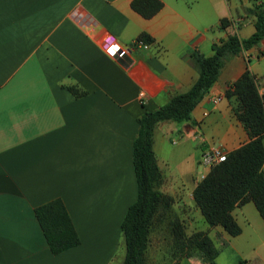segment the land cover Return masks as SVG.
Listing matches in <instances>:
<instances>
[{"label":"crops","instance_id":"0c3cea01","mask_svg":"<svg viewBox=\"0 0 264 264\" xmlns=\"http://www.w3.org/2000/svg\"><path fill=\"white\" fill-rule=\"evenodd\" d=\"M159 1L160 9L146 18L132 0H0V264H122L120 223L137 198L136 119L190 88L198 76L193 53L211 55L212 43L230 34L249 37L255 31L249 9L264 4ZM142 32L152 38L149 49L118 59L100 47L106 34L128 45ZM246 68L264 75V38L225 61L189 121L160 122L154 129L162 174L157 189L172 199L155 222L167 231L176 222L182 230L204 231L217 249L210 260L192 247L174 264H264V221L252 201L232 210L241 232L231 236L220 225L209 226L195 206L198 179L166 170L168 142L193 147L198 160L207 146L229 152L249 141L233 98L225 96ZM67 85L85 94L75 97ZM56 198L79 243L54 254L35 208ZM161 242L158 237L157 247ZM149 244L146 264H154Z\"/></svg>","mask_w":264,"mask_h":264},{"label":"trees","instance_id":"16d2710c","mask_svg":"<svg viewBox=\"0 0 264 264\" xmlns=\"http://www.w3.org/2000/svg\"><path fill=\"white\" fill-rule=\"evenodd\" d=\"M132 8L144 17L152 16L162 3L159 0H132ZM254 17L255 31L240 39L230 34L211 45L212 54L205 56L193 53L198 76L190 88L176 93L154 111H144L137 119L138 134L132 146V164L137 185V198L127 208L120 223L125 254L122 264H146V249L159 209H165L172 199L157 189L162 174L153 149V133L160 122H184L191 119L194 107L203 99L217 81L225 61L241 51H247L264 38V4L249 9ZM226 20L222 19V23ZM146 42L152 38L145 32L139 36ZM255 76L248 68L233 81L225 91L233 98V112L246 130L249 141L227 152L224 161L211 166L199 178L192 190V199L209 226L220 225L231 236L241 232L235 221L234 207L252 201L264 221V102L258 94ZM66 88L80 97L85 91L76 85ZM35 215L54 254L74 247L79 243L78 234L61 199L50 200L35 208ZM172 241L177 258L192 247H198L213 260L217 249L204 231L186 235L175 223Z\"/></svg>","mask_w":264,"mask_h":264},{"label":"rangeland","instance_id":"374dc122","mask_svg":"<svg viewBox=\"0 0 264 264\" xmlns=\"http://www.w3.org/2000/svg\"><path fill=\"white\" fill-rule=\"evenodd\" d=\"M166 152L167 154L165 155V158L167 159L166 161L168 166L166 167V170L172 171L171 173L175 177L189 174L190 176H192V178L199 179L200 176L207 173L209 169L198 163L194 148L191 146L189 147V145L187 144H173L171 142H168V148ZM161 227L163 228L162 225L155 222L152 230L150 231V244L148 251L149 257L151 258L153 256L155 258L154 264L156 262L157 264H174V259L177 254L174 252L175 248L173 246L171 231H167L164 228L161 229ZM183 231L186 235L194 232L192 230ZM158 237H162V242L161 244H159V247H157V245L155 244ZM113 264H116V261L113 262ZM225 264H238V262L237 260L233 262L229 260Z\"/></svg>","mask_w":264,"mask_h":264},{"label":"built area","instance_id":"2783aa9c","mask_svg":"<svg viewBox=\"0 0 264 264\" xmlns=\"http://www.w3.org/2000/svg\"><path fill=\"white\" fill-rule=\"evenodd\" d=\"M151 42H146L142 38L137 37L128 45H121L116 41L113 35L106 34L102 37L100 42V47L102 51L108 56L121 59L127 55H130L133 51L137 49H149ZM256 88L259 96L264 102V75L255 76L254 78ZM138 96L140 101L143 102L145 98V93L143 91L139 92ZM220 100L219 97L212 99L214 103H217ZM227 152L225 151L222 145H212L202 148L199 153L198 163L207 168L222 162L225 160ZM206 174V173H205ZM205 174L200 176V179L204 177Z\"/></svg>","mask_w":264,"mask_h":264}]
</instances>
